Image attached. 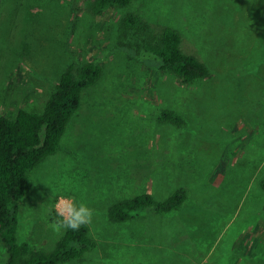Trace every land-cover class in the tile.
<instances>
[{"label":"rangeland","instance_id":"1","mask_svg":"<svg viewBox=\"0 0 264 264\" xmlns=\"http://www.w3.org/2000/svg\"><path fill=\"white\" fill-rule=\"evenodd\" d=\"M93 6L0 0V116L42 112L70 65L101 67L59 149L30 172L18 241L54 250L64 229L51 214L70 198L93 209L94 246L61 264H264V0ZM166 27L207 78L183 83L160 70L143 44ZM179 189L187 196L177 209L109 218L121 200L149 192L164 201Z\"/></svg>","mask_w":264,"mask_h":264},{"label":"trees","instance_id":"2","mask_svg":"<svg viewBox=\"0 0 264 264\" xmlns=\"http://www.w3.org/2000/svg\"><path fill=\"white\" fill-rule=\"evenodd\" d=\"M133 0H94L96 13L114 6H126ZM129 20L136 18L130 16ZM145 49L158 59L161 71L172 72L183 83L207 78L210 71L198 57L186 53L177 30L166 27ZM100 65L88 62L70 65L56 82L42 112L21 107L13 116H0V238L6 252V264H61L81 257L94 246L86 225L78 230H64L50 252L37 249L17 239L19 201L29 192L30 172L60 147L68 122L78 110L84 89L96 83ZM165 120L180 121L172 111H164ZM264 186V182H263ZM185 189L176 190L164 201H156L151 193H143L113 204L108 215L113 222L127 221L134 212L145 207L169 212L181 206ZM51 219L58 223L53 208Z\"/></svg>","mask_w":264,"mask_h":264},{"label":"clouds","instance_id":"3","mask_svg":"<svg viewBox=\"0 0 264 264\" xmlns=\"http://www.w3.org/2000/svg\"><path fill=\"white\" fill-rule=\"evenodd\" d=\"M58 223L53 225L54 230H78L91 222L93 209L82 201L63 199L56 201L54 208Z\"/></svg>","mask_w":264,"mask_h":264},{"label":"crops","instance_id":"4","mask_svg":"<svg viewBox=\"0 0 264 264\" xmlns=\"http://www.w3.org/2000/svg\"><path fill=\"white\" fill-rule=\"evenodd\" d=\"M146 193H149V192H146Z\"/></svg>","mask_w":264,"mask_h":264}]
</instances>
